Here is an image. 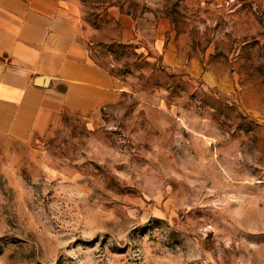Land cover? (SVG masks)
I'll list each match as a JSON object with an SVG mask.
<instances>
[{
	"label": "rangeland",
	"instance_id": "rangeland-1",
	"mask_svg": "<svg viewBox=\"0 0 264 264\" xmlns=\"http://www.w3.org/2000/svg\"><path fill=\"white\" fill-rule=\"evenodd\" d=\"M117 97L0 136V264L264 260V0H61Z\"/></svg>",
	"mask_w": 264,
	"mask_h": 264
},
{
	"label": "crops",
	"instance_id": "crops-1",
	"mask_svg": "<svg viewBox=\"0 0 264 264\" xmlns=\"http://www.w3.org/2000/svg\"><path fill=\"white\" fill-rule=\"evenodd\" d=\"M61 0H0V136L28 138L115 99Z\"/></svg>",
	"mask_w": 264,
	"mask_h": 264
},
{
	"label": "built area",
	"instance_id": "built-area-1",
	"mask_svg": "<svg viewBox=\"0 0 264 264\" xmlns=\"http://www.w3.org/2000/svg\"><path fill=\"white\" fill-rule=\"evenodd\" d=\"M258 264H264V260H261L260 262H258Z\"/></svg>",
	"mask_w": 264,
	"mask_h": 264
}]
</instances>
